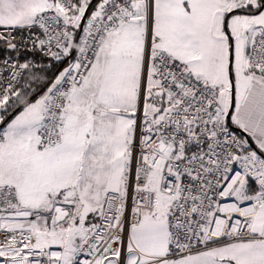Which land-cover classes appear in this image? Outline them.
<instances>
[{
	"label": "snow or ice",
	"instance_id": "1",
	"mask_svg": "<svg viewBox=\"0 0 264 264\" xmlns=\"http://www.w3.org/2000/svg\"><path fill=\"white\" fill-rule=\"evenodd\" d=\"M0 264H264V0H0Z\"/></svg>",
	"mask_w": 264,
	"mask_h": 264
}]
</instances>
